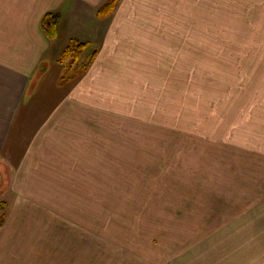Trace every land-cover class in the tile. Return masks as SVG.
I'll use <instances>...</instances> for the list:
<instances>
[{"label":"rangeland","instance_id":"1","mask_svg":"<svg viewBox=\"0 0 264 264\" xmlns=\"http://www.w3.org/2000/svg\"><path fill=\"white\" fill-rule=\"evenodd\" d=\"M129 1L155 15L118 17L120 0L98 17L115 15L119 35L146 50L96 63L97 177L82 195L15 210L22 198L0 176V233L35 237V264H202L206 253L219 264L235 252L238 264H264V14L233 1ZM81 42L64 81L95 62L98 47Z\"/></svg>","mask_w":264,"mask_h":264},{"label":"crops","instance_id":"2","mask_svg":"<svg viewBox=\"0 0 264 264\" xmlns=\"http://www.w3.org/2000/svg\"><path fill=\"white\" fill-rule=\"evenodd\" d=\"M106 1L0 0V176L7 183L2 192L22 198L17 197L15 210L19 204L30 209V202L49 203L51 193L64 195L65 201L66 194L70 199L82 195L84 180L98 175L97 61H136L140 48L143 54L146 50L139 39L119 35L125 27L116 28L115 15L110 22L98 18ZM223 1H233L229 9H247L249 16L264 14V0ZM129 2L122 0L118 17L141 22L154 17L151 9ZM50 13L57 16L54 38L43 29V19ZM137 27L127 25L133 33L146 32ZM73 38L98 47L95 62L78 82L64 81V67L58 62ZM34 238L0 233V264H35L30 244ZM225 255L219 264H238L236 252ZM197 256L203 257L202 264H211L208 253Z\"/></svg>","mask_w":264,"mask_h":264},{"label":"trees","instance_id":"3","mask_svg":"<svg viewBox=\"0 0 264 264\" xmlns=\"http://www.w3.org/2000/svg\"><path fill=\"white\" fill-rule=\"evenodd\" d=\"M120 0H107L102 6H100L98 10V17L104 18L111 14L115 8L118 5V2ZM57 16L53 13L47 14L43 19V29L44 32L47 34L48 37L54 38L57 33V22H56ZM88 43H83L79 41L78 39H71L66 46V48L62 51L58 62L62 65H68V67L72 66L73 63L77 62L80 58V55L83 50L88 46ZM95 53L90 58V62L94 60Z\"/></svg>","mask_w":264,"mask_h":264}]
</instances>
